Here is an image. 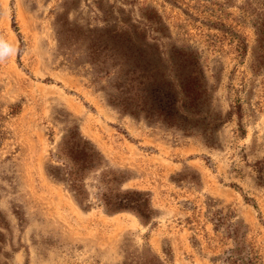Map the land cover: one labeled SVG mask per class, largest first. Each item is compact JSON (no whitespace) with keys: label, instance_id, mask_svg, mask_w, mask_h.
<instances>
[{"label":"rangeland","instance_id":"obj_1","mask_svg":"<svg viewBox=\"0 0 264 264\" xmlns=\"http://www.w3.org/2000/svg\"><path fill=\"white\" fill-rule=\"evenodd\" d=\"M258 13L264 0H0L11 46L0 57V264H217L235 242L216 213L243 224L249 257L264 264V75L239 47L250 51ZM129 24L164 57L197 54L218 121L168 126L109 104L106 50L90 53L105 28ZM70 128L125 172L122 189L150 194L148 220L79 208L45 173Z\"/></svg>","mask_w":264,"mask_h":264},{"label":"trees","instance_id":"obj_2","mask_svg":"<svg viewBox=\"0 0 264 264\" xmlns=\"http://www.w3.org/2000/svg\"><path fill=\"white\" fill-rule=\"evenodd\" d=\"M251 25L254 40L250 51L245 42L239 47L249 54L250 74L258 77L264 75V13H258ZM128 29L105 28L104 39L96 40L90 53L95 60L101 50H106L100 62H108V70L103 72L109 104L126 114L168 126L194 128L204 118L218 121L219 118L210 117L207 111L210 86L197 54L191 49L175 47L164 57V51L155 43H146L145 34L137 43ZM152 29L157 33L163 30L159 23ZM235 112L238 115L239 109ZM201 129L202 133H208ZM100 152L79 129L70 128L47 152L45 173L72 195L79 208H100L107 213L130 209L143 221L148 220L152 213L150 194L122 189L125 172L109 166ZM216 214L215 229L227 221L226 236L235 242L219 257L217 264H257L245 249L244 235L240 232L243 224L226 220L229 214Z\"/></svg>","mask_w":264,"mask_h":264},{"label":"clouds","instance_id":"obj_3","mask_svg":"<svg viewBox=\"0 0 264 264\" xmlns=\"http://www.w3.org/2000/svg\"><path fill=\"white\" fill-rule=\"evenodd\" d=\"M10 51H11V46L8 45L2 39H0V57H2L6 53H9Z\"/></svg>","mask_w":264,"mask_h":264}]
</instances>
